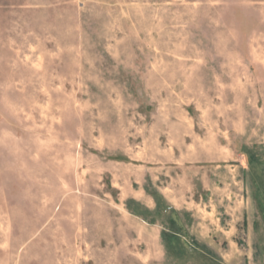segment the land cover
<instances>
[{"label":"rangeland","instance_id":"rangeland-1","mask_svg":"<svg viewBox=\"0 0 264 264\" xmlns=\"http://www.w3.org/2000/svg\"><path fill=\"white\" fill-rule=\"evenodd\" d=\"M0 264H264V0H0Z\"/></svg>","mask_w":264,"mask_h":264}]
</instances>
